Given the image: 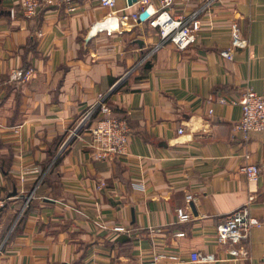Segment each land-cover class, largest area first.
<instances>
[{
  "label": "crops",
  "instance_id": "0c3cea01",
  "mask_svg": "<svg viewBox=\"0 0 264 264\" xmlns=\"http://www.w3.org/2000/svg\"><path fill=\"white\" fill-rule=\"evenodd\" d=\"M20 1L0 0V264H142L159 252L264 264V132L236 130L242 95L264 94V0H173L174 15L202 21L184 50L148 21L120 18L115 30L107 18L136 11L130 0H74L37 18ZM233 21L248 46L228 59ZM17 68L31 77L12 80ZM101 95L130 124L126 157L98 159L88 130L71 136ZM246 156L258 181L239 171ZM249 200L261 224L220 242L221 218ZM181 209L192 217L180 221Z\"/></svg>",
  "mask_w": 264,
  "mask_h": 264
},
{
  "label": "built area",
  "instance_id": "2783aa9c",
  "mask_svg": "<svg viewBox=\"0 0 264 264\" xmlns=\"http://www.w3.org/2000/svg\"><path fill=\"white\" fill-rule=\"evenodd\" d=\"M74 0H21V13L26 18H37L41 13L52 7L60 6L63 3H72ZM118 0H101L103 6L113 9L116 7ZM157 0H135L128 4V7L137 6V10L132 14H128L124 8V12L120 15L112 13L107 20H117V28L119 30L120 18L128 20L132 17L137 24L141 25L145 21L151 26L158 28L163 43H173L177 48L184 50L190 44L197 41L198 35L202 28V21L199 18L188 20L183 15H174L169 7L173 0H160L159 6L156 5ZM150 9L152 12L146 20L140 19L142 11ZM231 45L224 50V55L228 59H232L239 48H246L248 40L243 36L242 29L238 22L233 21L231 24ZM33 70H23L21 68L14 69L11 79L14 81H27ZM118 82L113 86L114 89ZM226 102L225 98L220 99ZM242 107V116L236 125V130L241 133L245 140H249L253 134L264 132V94L258 93L249 87L240 98ZM100 114L98 119L93 122L94 115ZM93 124V125H92ZM82 130H88L91 134L90 146L93 149L94 156L101 160H111L126 157L129 154L131 127L127 119L119 118L112 115V108L106 100V96L101 95L96 106L90 108L79 120L76 128L71 136L76 137ZM183 128L179 131L183 132ZM240 165L239 171L249 180L258 181L261 176L262 168L248 160ZM9 197L0 195V212L8 205ZM250 202L234 210L233 212L221 218L217 226V237L220 242L227 243L229 241H242L249 238L252 228L259 226L261 221L250 214ZM180 221H187L192 216L189 212L181 209L178 214ZM99 226L102 223L96 221ZM123 226L116 227L117 231H123ZM1 251V248H0ZM233 250L236 254L241 253L248 256V252L243 249ZM192 259L195 261L208 262L215 260L213 254L194 253ZM142 264H182V260L178 255L165 254L163 252L155 253L152 257L144 260Z\"/></svg>",
  "mask_w": 264,
  "mask_h": 264
},
{
  "label": "water",
  "instance_id": "95a60500",
  "mask_svg": "<svg viewBox=\"0 0 264 264\" xmlns=\"http://www.w3.org/2000/svg\"><path fill=\"white\" fill-rule=\"evenodd\" d=\"M132 1H135V0H130V2H132ZM149 14H150V13H149V9L145 10V11L141 14L140 19L142 18L141 20H143V19H144L146 16H148ZM94 33H95V30H93L92 32H90L88 38H89V39L92 38V36L94 35ZM138 42H139L141 45L144 44V41H143L142 39L138 40Z\"/></svg>",
  "mask_w": 264,
  "mask_h": 264
},
{
  "label": "bare ground",
  "instance_id": "6f19581e",
  "mask_svg": "<svg viewBox=\"0 0 264 264\" xmlns=\"http://www.w3.org/2000/svg\"><path fill=\"white\" fill-rule=\"evenodd\" d=\"M108 22H100L99 24H98V27H102V26H104V25H106ZM111 25V27H112V24H110Z\"/></svg>",
  "mask_w": 264,
  "mask_h": 264
},
{
  "label": "trees",
  "instance_id": "16d2710c",
  "mask_svg": "<svg viewBox=\"0 0 264 264\" xmlns=\"http://www.w3.org/2000/svg\"><path fill=\"white\" fill-rule=\"evenodd\" d=\"M146 68L149 67V64L145 66ZM24 70H27V68H24Z\"/></svg>",
  "mask_w": 264,
  "mask_h": 264
},
{
  "label": "rangeland",
  "instance_id": "374dc122",
  "mask_svg": "<svg viewBox=\"0 0 264 264\" xmlns=\"http://www.w3.org/2000/svg\"><path fill=\"white\" fill-rule=\"evenodd\" d=\"M99 222V221H98Z\"/></svg>",
  "mask_w": 264,
  "mask_h": 264
}]
</instances>
